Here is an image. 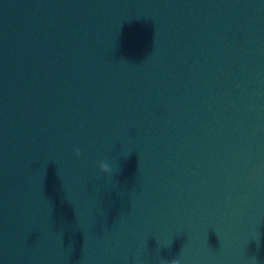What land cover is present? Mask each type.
<instances>
[{
  "label": "water",
  "instance_id": "water-1",
  "mask_svg": "<svg viewBox=\"0 0 264 264\" xmlns=\"http://www.w3.org/2000/svg\"><path fill=\"white\" fill-rule=\"evenodd\" d=\"M176 258L264 264V0H0V264Z\"/></svg>",
  "mask_w": 264,
  "mask_h": 264
},
{
  "label": "clouds",
  "instance_id": "clouds-1",
  "mask_svg": "<svg viewBox=\"0 0 264 264\" xmlns=\"http://www.w3.org/2000/svg\"><path fill=\"white\" fill-rule=\"evenodd\" d=\"M73 155L76 158H79L81 156V150L79 147H75L73 149ZM99 170L101 173L107 174L109 176H111L112 171H113L109 162H107V161H101L100 162ZM163 264H180V260L178 258H176V259H172L170 262L165 261V262H163Z\"/></svg>",
  "mask_w": 264,
  "mask_h": 264
}]
</instances>
